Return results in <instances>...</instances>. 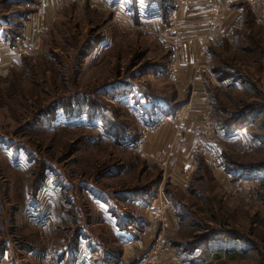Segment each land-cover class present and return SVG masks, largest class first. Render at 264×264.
Masks as SVG:
<instances>
[{
	"label": "rangeland",
	"instance_id": "374dc122",
	"mask_svg": "<svg viewBox=\"0 0 264 264\" xmlns=\"http://www.w3.org/2000/svg\"><path fill=\"white\" fill-rule=\"evenodd\" d=\"M174 5L57 0L47 16L46 0H0L1 264L7 246L16 259L38 246L63 261L86 235L113 245L134 216L128 233L140 237L150 221L153 243L161 225L146 206L159 193L175 223L155 264H264V26L248 10L246 26L201 60L211 155H194L175 181L135 151L175 98L161 34ZM27 37L37 49L20 56L14 45Z\"/></svg>",
	"mask_w": 264,
	"mask_h": 264
},
{
	"label": "crops",
	"instance_id": "0c3cea01",
	"mask_svg": "<svg viewBox=\"0 0 264 264\" xmlns=\"http://www.w3.org/2000/svg\"><path fill=\"white\" fill-rule=\"evenodd\" d=\"M56 1L57 0H46L47 16H50L53 8H55ZM219 1L224 4L228 2L227 0ZM174 4L173 10L169 14L170 25L168 27L166 24L161 26L162 38L168 40L169 29L173 24L172 21L178 19L182 21L181 34L184 42L181 45L182 49L180 52L176 53L173 58L175 61L174 67L177 70L176 79L174 81L175 96L173 97L175 98L167 101L170 103L169 105L174 104V102L179 103L183 100L185 103L177 107L174 113L163 115V117H165L162 126L145 129L140 137L142 136L144 139V149L147 153L154 154L164 150L168 142L172 141L174 137L176 114L178 112L187 111V124L190 131L185 140H179L177 142L176 155L169 167V170L172 173V175H170L171 178L177 181V177L187 179L188 173H190V168L195 165L196 157L191 156L190 151L192 147H194L193 144L197 139H206L207 136L204 137L203 126L204 122L208 118H211L212 114L210 104L211 98H209L206 81L203 75L205 63L204 61H197L199 45L195 40V36L205 31L207 28L208 6L205 3V0H201L191 9V11H186L184 8H179L175 0ZM247 7L251 10L253 19L256 22L253 10L245 2L231 4L229 7L226 25L234 29L235 35L246 26ZM36 25L38 26V23H36ZM35 28L34 23L31 30L33 31ZM219 41L220 40H216L212 44ZM170 60L171 62H169ZM173 60L172 58H169L167 64L168 67L172 64ZM198 68L200 71H198ZM169 105L167 104V106ZM144 216L149 217L146 212ZM140 220L141 219L134 216L131 218V222L128 224L129 226L120 227L117 237L113 240V245L105 246L100 243L99 240L91 239L86 235L85 238H82L81 245L75 243L76 245L82 246V249L76 247L75 251L67 250L65 254L66 257L63 261H61V259L56 260L52 258L49 253L43 252L38 246L26 248V251H22L16 259L15 256H12L13 254H11V247L7 246L5 248L7 253L6 256H4L3 264H126L132 262L135 259V256L137 258V254L142 251L143 247L146 246L147 248L152 244L150 234L152 228L150 226V221H146L145 227L141 229L142 233L140 237H138V235H131L129 234L130 232L128 233L130 230L137 229ZM138 251L140 252L138 253ZM162 254L163 252H161L158 261L161 257L160 261H163L164 256ZM15 260L17 263H13Z\"/></svg>",
	"mask_w": 264,
	"mask_h": 264
},
{
	"label": "built area",
	"instance_id": "2783aa9c",
	"mask_svg": "<svg viewBox=\"0 0 264 264\" xmlns=\"http://www.w3.org/2000/svg\"><path fill=\"white\" fill-rule=\"evenodd\" d=\"M176 4L179 8H184L186 11H191V9L201 0H175ZM226 4L221 3L219 0H205V3L208 6L207 16H208V25L205 31L197 34L195 36V40L198 42L199 50L197 61L201 62L202 58H204L207 54V49L210 44H212L216 40L222 39H231L234 38L235 33L232 27H228L226 25V21L228 19V11L231 4L245 2L250 8L253 10L256 22L264 25V0H227ZM173 24L169 29V37L168 40L171 42L173 48V57L176 53L180 52L181 45L184 42L182 36V21L181 20H173ZM45 29H47L44 25L43 14L41 13V19L39 22V32L38 35H44ZM38 38L29 39L28 37L23 40V42H18V44L14 45V49L17 54L20 56H27L35 53L37 49ZM174 60L172 64L168 67V75L171 81H175L176 79V68L174 67ZM198 71L199 68H198ZM187 111L178 112L176 114V121L174 125L175 129V137L172 141L168 142L166 148L162 151H159L154 154H149L144 149V139L141 137L138 138V141L135 144V151L143 156V157H151L159 165H161L164 169H168L171 166L172 161L176 155V144L177 142L185 140L189 130L187 124ZM212 130V121L211 118H208L204 122L203 133L204 137L208 136V134ZM192 147L190 154L194 156L196 154L203 156H210L211 150L205 144L204 139H197ZM191 172V171H190ZM186 185V184H185ZM172 204L165 199L161 193L157 194L151 201L148 202L146 206V212L150 215H153L154 218L159 222L161 228L159 230L158 235L154 238L152 247L145 253L142 259L139 260L136 264H155L157 258L160 256L163 247L166 243L165 234L166 231H169L174 226L172 220Z\"/></svg>",
	"mask_w": 264,
	"mask_h": 264
},
{
	"label": "trees",
	"instance_id": "16d2710c",
	"mask_svg": "<svg viewBox=\"0 0 264 264\" xmlns=\"http://www.w3.org/2000/svg\"><path fill=\"white\" fill-rule=\"evenodd\" d=\"M247 10H248L247 11L248 13H251V10H249L248 8H247ZM184 103H185L184 100L183 101H180L177 104H172V105L167 106L166 108H162L161 111H162V113H164V115H169L170 113H174V111L176 110V108L179 107V106H181V105H183ZM196 259H197V257H194L193 258V260H196ZM181 262L182 263H186L187 261L186 260H183Z\"/></svg>",
	"mask_w": 264,
	"mask_h": 264
}]
</instances>
